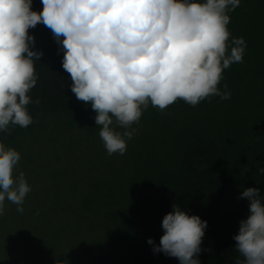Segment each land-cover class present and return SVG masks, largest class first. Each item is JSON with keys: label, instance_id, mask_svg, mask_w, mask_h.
<instances>
[{"label": "clouds", "instance_id": "obj_1", "mask_svg": "<svg viewBox=\"0 0 264 264\" xmlns=\"http://www.w3.org/2000/svg\"><path fill=\"white\" fill-rule=\"evenodd\" d=\"M241 0H0V132L33 123L27 105L40 104L29 95L38 75L29 30L43 24L63 51L62 67L70 75L71 91L91 106L99 136L109 156L124 155L149 105L164 111L177 100L192 107L212 96L231 99L223 73L242 63L247 47L234 38L228 25ZM117 128L123 129L118 131ZM21 153L0 141V216L5 200L23 214L32 191L20 172L14 175ZM250 171L248 165L243 172ZM254 174L264 175L257 166ZM249 187L240 199L249 214L233 237L236 264H264V198ZM38 214V213H37ZM163 235L154 253L176 258L179 264H201L199 255L207 221L174 204L161 223ZM61 264V262H57Z\"/></svg>", "mask_w": 264, "mask_h": 264}, {"label": "trees", "instance_id": "obj_2", "mask_svg": "<svg viewBox=\"0 0 264 264\" xmlns=\"http://www.w3.org/2000/svg\"><path fill=\"white\" fill-rule=\"evenodd\" d=\"M42 7L41 0H33L32 10ZM228 15L232 37L247 44L243 62L225 69L218 85L221 91L228 85L231 99L212 96L195 107L179 103L164 111L150 104L141 117L147 123L142 119L134 127L140 130L114 165L111 189L94 195L74 225L65 227L60 246L65 264H179L147 243L152 238L159 244L162 219L174 204L207 221L201 264H236L233 237L249 214V202L240 194L259 187L264 198V175L254 174L264 167V0H241ZM29 33L35 37L33 50L43 52L29 93L40 104L27 105L33 117L27 128L10 125L11 134L0 132V141L16 150L21 136L39 131L48 114L67 116L69 126L75 118L96 115L71 91L51 30L38 24ZM87 124L89 133L94 122ZM246 165L250 171L244 173Z\"/></svg>", "mask_w": 264, "mask_h": 264}, {"label": "rangeland", "instance_id": "obj_3", "mask_svg": "<svg viewBox=\"0 0 264 264\" xmlns=\"http://www.w3.org/2000/svg\"><path fill=\"white\" fill-rule=\"evenodd\" d=\"M179 103L186 105L177 100L168 108ZM92 114L75 118L70 126L65 124L67 116L48 114L41 118L39 131L21 136V160L14 175L23 172L32 191L23 214L5 200V214L0 216V264L66 263L67 256L60 249L65 227L74 225L78 212L89 208L94 195L107 194L114 165L123 157L107 154L99 136L101 126H96L94 118L88 119ZM89 120L94 124L87 133ZM131 143L132 139L127 145Z\"/></svg>", "mask_w": 264, "mask_h": 264}]
</instances>
